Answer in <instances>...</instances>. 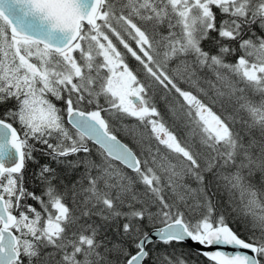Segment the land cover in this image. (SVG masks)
<instances>
[{
	"label": "snow or ice",
	"instance_id": "snow-or-ice-1",
	"mask_svg": "<svg viewBox=\"0 0 264 264\" xmlns=\"http://www.w3.org/2000/svg\"><path fill=\"white\" fill-rule=\"evenodd\" d=\"M9 102L0 264H264V0H0Z\"/></svg>",
	"mask_w": 264,
	"mask_h": 264
},
{
	"label": "trees",
	"instance_id": "trees-1",
	"mask_svg": "<svg viewBox=\"0 0 264 264\" xmlns=\"http://www.w3.org/2000/svg\"><path fill=\"white\" fill-rule=\"evenodd\" d=\"M209 42H205V47L208 48L210 47ZM130 64L132 67H136V62L134 60H130ZM57 105L59 107H63L62 102L56 101ZM13 106V102H9L3 105H0V113H3V111L9 107ZM159 108L161 109L162 112L165 113V116L167 118V112L165 109L164 103L161 101L159 103ZM217 110L218 109H214ZM125 123H134L132 120H126ZM169 123L171 121L169 120ZM117 127L119 128L120 125L117 124ZM117 136L120 137L124 142H126L128 145L136 149V145L133 143L132 139L127 136L123 131H118ZM138 151V149H136ZM36 159L39 161L40 164H50L53 168L57 169V172L59 176L64 180L65 183H70L72 180L76 178L78 175V172L81 171H73L70 167H68L66 164H57L56 162L52 161L49 157L41 155L39 152L35 153ZM94 158L98 159V157L95 155V150L93 153ZM69 159H75V157H69ZM38 165L32 162H28L26 170H25V178L26 181L28 182V186L32 187V176L33 173L37 170ZM208 180H211V177H208ZM187 183H189L193 188L197 187V184L195 181L191 179L186 180ZM39 189H37L38 191ZM208 191L209 194L212 197V200L214 203L217 205V213H224L229 224L234 228L238 229L241 233V235L246 237V233L244 231V226L243 224L236 218V212L232 211V205L229 204V198L228 194L224 192L222 189L218 190L215 185H209L208 186ZM32 203V201H29ZM99 223L100 221L97 220ZM146 230H150V227L147 228ZM109 236H114V233L112 231L108 232ZM177 250H182L185 253L186 259L188 260V264H211V262L202 254L196 252L194 249H192L190 246L187 244H179L176 245Z\"/></svg>",
	"mask_w": 264,
	"mask_h": 264
},
{
	"label": "water",
	"instance_id": "water-1",
	"mask_svg": "<svg viewBox=\"0 0 264 264\" xmlns=\"http://www.w3.org/2000/svg\"><path fill=\"white\" fill-rule=\"evenodd\" d=\"M119 138V137H118ZM120 139V138H119ZM121 140V139H120ZM124 142V141H122ZM125 143V142H124ZM151 230V229H150ZM149 230V231H150ZM185 244H187L188 246H190L192 249H194L196 252L198 253H202L203 251H208V250H214V249H206L204 248L203 246L197 244V243H194V242H191V241H187L185 242ZM229 251H231L232 249H228Z\"/></svg>",
	"mask_w": 264,
	"mask_h": 264
}]
</instances>
